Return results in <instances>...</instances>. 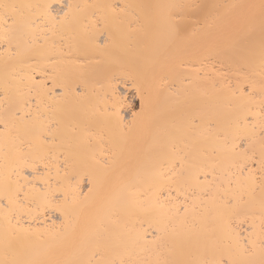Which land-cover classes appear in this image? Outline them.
<instances>
[{"label":"bare ground","instance_id":"6f19581e","mask_svg":"<svg viewBox=\"0 0 264 264\" xmlns=\"http://www.w3.org/2000/svg\"><path fill=\"white\" fill-rule=\"evenodd\" d=\"M0 264H264V0H0Z\"/></svg>","mask_w":264,"mask_h":264},{"label":"rangeland","instance_id":"374dc122","mask_svg":"<svg viewBox=\"0 0 264 264\" xmlns=\"http://www.w3.org/2000/svg\"><path fill=\"white\" fill-rule=\"evenodd\" d=\"M130 90V92H128L127 93V98H129V100H133L132 102H131V104H130V109H129V111L132 109H135V110H138V108H139V101L135 98V96H134V93H132V90L131 89H129ZM129 111H128V113L127 114H129ZM53 219H57V220H55V221H58V216H56L55 215V217L53 218Z\"/></svg>","mask_w":264,"mask_h":264}]
</instances>
